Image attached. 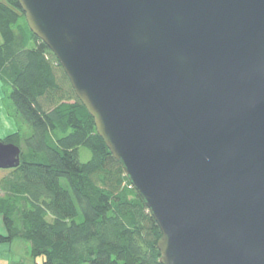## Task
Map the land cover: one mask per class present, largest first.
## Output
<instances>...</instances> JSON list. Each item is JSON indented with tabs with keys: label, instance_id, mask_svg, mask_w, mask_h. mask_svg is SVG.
<instances>
[{
	"label": "water",
	"instance_id": "1",
	"mask_svg": "<svg viewBox=\"0 0 264 264\" xmlns=\"http://www.w3.org/2000/svg\"><path fill=\"white\" fill-rule=\"evenodd\" d=\"M161 232V264H264V0H18ZM20 150L0 141V170Z\"/></svg>",
	"mask_w": 264,
	"mask_h": 264
},
{
	"label": "trees",
	"instance_id": "2",
	"mask_svg": "<svg viewBox=\"0 0 264 264\" xmlns=\"http://www.w3.org/2000/svg\"><path fill=\"white\" fill-rule=\"evenodd\" d=\"M0 82L17 119L0 141L20 150L0 178V246L28 242L31 264H161L159 227L18 0L0 1Z\"/></svg>",
	"mask_w": 264,
	"mask_h": 264
},
{
	"label": "rangeland",
	"instance_id": "3",
	"mask_svg": "<svg viewBox=\"0 0 264 264\" xmlns=\"http://www.w3.org/2000/svg\"><path fill=\"white\" fill-rule=\"evenodd\" d=\"M8 95H9V89L4 87L2 83L0 82V139L5 137L9 133L11 128L13 127L15 128L14 122L17 121L16 116H15L14 107L12 106ZM88 157H89V154H88ZM81 160L86 161L87 157H84L83 155L81 156ZM5 175H6V172L0 170V178ZM0 232H5L3 228V222H2L1 215H0ZM19 241L22 244L18 247L17 254L20 255V260L26 261V258L30 259L29 243L24 240H19ZM25 247H27V251ZM37 262L42 263L43 259L39 257L37 258ZM0 264H5V263L0 262Z\"/></svg>",
	"mask_w": 264,
	"mask_h": 264
},
{
	"label": "crops",
	"instance_id": "4",
	"mask_svg": "<svg viewBox=\"0 0 264 264\" xmlns=\"http://www.w3.org/2000/svg\"><path fill=\"white\" fill-rule=\"evenodd\" d=\"M15 125V122H14ZM14 130V127L10 129L9 133ZM8 133V134H9ZM1 234H4V232H0ZM19 240H14L9 244H4L0 246V262L2 263H9V264H31L32 259L26 258V261L20 260V255L17 254V249L21 245ZM26 251H27V247Z\"/></svg>",
	"mask_w": 264,
	"mask_h": 264
}]
</instances>
